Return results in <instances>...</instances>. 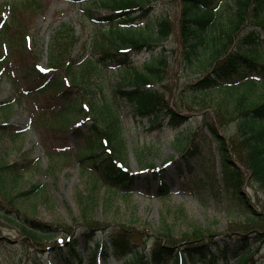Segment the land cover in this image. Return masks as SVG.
Wrapping results in <instances>:
<instances>
[{"label":"trees","instance_id":"trees-1","mask_svg":"<svg viewBox=\"0 0 264 264\" xmlns=\"http://www.w3.org/2000/svg\"><path fill=\"white\" fill-rule=\"evenodd\" d=\"M146 1L94 0L92 5L111 11L105 16H97L85 2L84 17L94 23L109 25V31L103 28L91 41L81 42L73 25L63 24L48 46L50 77L38 69L39 58L27 28L22 26L24 18L18 12L19 7L41 10V0H12L9 4H0V75L6 76L19 91L23 84L33 81L36 86L29 89L30 96L47 97L51 101L50 114L43 111L34 118L51 158L69 157L70 132L61 127L60 117L64 116L66 103L70 106L81 104L77 116L89 121V129L84 131L76 126L72 134L78 150L95 152L82 163L86 166L97 163L94 166L101 173L100 179L114 194L120 192L123 196H131L137 181L124 163L128 142L124 136L119 98L128 101L135 114L142 118L157 121L164 114L168 116L170 126L180 130L176 143L183 149V166L189 176L197 171L208 176L211 164L209 136L218 145L223 191L233 196L247 215L246 222L236 224L241 231H232L234 235L216 240L215 233L196 226L178 240L172 227L167 225L150 240L146 230L97 222L88 215L87 203L83 204L85 223L81 234L88 252L87 264H95L99 254L106 260L112 255L124 257L123 264H199L197 259L205 254L213 260L223 258L226 261L234 255L235 264H248L254 261V243L264 241V213L259 212L242 192L249 180L264 190V0H179L181 9L176 20L167 15L156 23L148 21L145 29H139L135 13L139 12L147 19L152 12L151 4ZM116 23L124 24V27H117ZM176 31L181 47L176 56L178 66L184 63L201 74L185 86L182 94L216 102L212 112L206 107L200 108L203 113L199 115L198 126L191 130H186V125L192 116L174 109L170 100L156 88L159 81L163 82L169 66L165 53H158V42ZM78 46L80 49L75 53ZM145 51L154 54L145 62V72L132 71L115 88L112 97L107 95L104 86L106 68L113 65L131 69L134 55ZM232 81L240 82L233 85ZM125 85L133 87L123 90ZM74 91L79 92L77 96L73 95ZM58 99L60 105L56 106ZM87 99L89 102L85 104ZM0 104L4 108L8 103ZM191 110L195 108L191 107ZM0 134L18 138L22 132L6 121L0 124ZM138 152L136 150L144 164L142 152ZM145 165L154 171V179L161 182V198L169 197L164 171H156L155 165L149 162ZM22 172L17 165L8 164L0 153L3 191H7L8 185L18 184L24 175ZM194 185L207 188L201 179L195 180ZM43 192V186L35 184L31 191L18 197L26 199ZM212 195L216 197L214 193ZM11 208L16 215L5 214L0 207V216L17 227L27 239L26 248L32 249L29 255L33 259L28 257V260L34 264H57L52 257L48 256L46 260L38 257V253L52 250L58 256L64 255L65 264L85 263L78 239H72L70 235L63 244H46L55 237L50 234L53 226L34 220L17 206ZM103 231L106 234L100 237ZM19 246H23L28 255L25 245L20 243Z\"/></svg>","mask_w":264,"mask_h":264},{"label":"rangeland","instance_id":"rangeland-1","mask_svg":"<svg viewBox=\"0 0 264 264\" xmlns=\"http://www.w3.org/2000/svg\"><path fill=\"white\" fill-rule=\"evenodd\" d=\"M11 1L0 0V4H9ZM41 2L43 4L41 11L19 7L18 12L24 18L25 23L23 22L22 26L27 28L31 36V44L39 58L38 64L48 70L49 75L51 73L48 69L50 68L48 46L56 30L63 24L73 25L81 42L91 41L92 37L103 28L109 31V25L94 23L84 17L86 5L79 0H41ZM93 2L88 0L87 5L91 7L92 12L97 13V16L111 14L108 9L92 5ZM146 2L152 6L150 16L145 19L142 18L141 13H135L139 21L137 25L141 29L147 27L148 21L156 23L167 15L176 20L179 16L181 9L179 0H147ZM115 26L123 25L116 23ZM177 33L178 31L158 42V53H165L169 66L163 75V82L159 81L156 88L163 92L167 100H170L174 109L183 115L192 116L190 123L186 125V130H191L198 126L199 115L203 113L199 111L200 108L206 107L212 112L216 102L204 100L203 97L189 98L188 93L182 94L185 86L193 83L201 74L184 63H179L181 66H178L176 56L181 47ZM79 49L78 46L75 53H78ZM262 52L264 54V47ZM153 57V53L145 51L134 55L131 69L116 68L113 65L107 67L104 74L105 93L112 97L121 81L129 77L132 71L145 72V62ZM0 78V103H8L4 108H1L0 104V124L8 121L22 132L18 138L0 134V153L8 164L17 165L24 173L18 184L8 185V193L0 186V207L5 214L10 212L14 216L16 211L11 207L17 206L34 220L53 226L50 234L55 237L49 239L46 244L53 246L59 238H64L67 242L68 236L72 235V239H78L80 247L84 248L81 234L85 222L82 216L83 204L87 203L88 215L97 222L104 225L111 224L112 227L118 224L146 230L150 240L167 225L172 227L178 240H182L185 233L193 231L196 226L215 233L216 240H224L229 234L234 235L232 231H241L236 224L246 222L247 215L235 198L223 191L218 145L210 136L208 148L211 164L208 176L198 171L190 176L184 171L181 175L184 169L181 157L183 149L176 143L175 138L180 130L176 131L168 125L165 114L157 121L137 116L132 105L125 99L119 98L124 136L128 142V154L124 163L134 173L137 181L131 196H123L120 192L114 194L104 186L100 179L101 173L93 168L97 163H89L87 166L82 163L83 160L94 156L95 152L78 150L77 140L72 134V129L76 125H82L84 131L89 129L90 123H83L82 116H77L81 104L70 106L66 103L64 116L60 117V121L63 122L60 123L61 127L70 132L67 143L69 157L51 158L43 144L42 132L34 124V118L43 111H46V115L50 114L51 101L47 97L36 99L30 96L29 89L36 86L33 81L28 85L23 84L19 91L6 76ZM132 87L125 85L123 90ZM77 93L79 92L74 91L73 95ZM80 93L84 95L82 91ZM86 96L90 97V94ZM59 102L60 99L57 100L56 106L60 105ZM88 102L89 99L85 104ZM191 107L195 110H191ZM162 121L163 125L155 126ZM136 150L140 151L138 154L142 152L143 162L154 164L156 170L164 171V180L170 188L169 197L161 198L159 180L154 179L151 168L145 167V163L140 162ZM92 153L94 155H91ZM200 179L206 183V189L194 185V181ZM35 184L43 186V194H33L26 199L18 197L21 193L31 191ZM242 192L259 212L264 213V190L249 180ZM11 197L15 199L11 200ZM93 204L96 205L91 209ZM105 232H101L99 236L103 237ZM25 240L27 239L17 227L0 216V264H34L28 260V257L33 260L29 255L32 249L26 248L28 242ZM20 243L25 245L28 255H25L24 247L19 246ZM253 249L255 263L250 261L248 264H264V241L254 243ZM50 252L38 253V257L42 260H46L48 256L52 257L57 264L66 262L63 254L58 256L54 251ZM83 254L87 264L88 252L84 250ZM98 264L105 263L99 259ZM110 264L121 263L112 259Z\"/></svg>","mask_w":264,"mask_h":264}]
</instances>
